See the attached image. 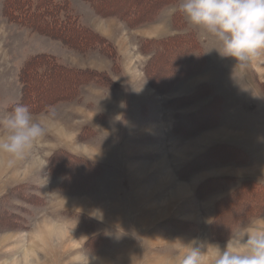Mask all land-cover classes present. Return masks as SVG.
Wrapping results in <instances>:
<instances>
[{
  "label": "rangeland",
  "instance_id": "374dc122",
  "mask_svg": "<svg viewBox=\"0 0 264 264\" xmlns=\"http://www.w3.org/2000/svg\"><path fill=\"white\" fill-rule=\"evenodd\" d=\"M68 1L116 60L10 22L0 0V118L21 101L18 73L36 54L104 71L115 85L89 83L32 113L46 134L11 167L0 154V264H178L193 239L223 247L264 232V200L228 201L247 180L264 189V52L236 65L188 23L181 0L136 27ZM175 36L153 87L145 68L159 56L142 46Z\"/></svg>",
  "mask_w": 264,
  "mask_h": 264
},
{
  "label": "trees",
  "instance_id": "16d2710c",
  "mask_svg": "<svg viewBox=\"0 0 264 264\" xmlns=\"http://www.w3.org/2000/svg\"><path fill=\"white\" fill-rule=\"evenodd\" d=\"M86 1L93 6L97 14L106 17L115 16L127 26L136 27L154 19L158 10L172 0H125L122 3L111 0ZM71 9L68 0H4L3 11L10 22L57 39L68 48L83 54L97 49L115 61L117 51L110 39L82 24L79 17L72 14ZM178 38L175 36L164 41L146 40L144 42L142 50L149 48L157 51L154 59L159 56V59H156L157 63L151 58L145 68L148 82L153 87H155L154 82L157 86L160 82L152 76V69L158 63H162L165 58H169V55L166 56L168 50L172 51L175 48L170 44L182 41ZM185 40L187 39L183 38V42ZM169 68L170 66H167V69ZM103 72L90 67L64 64L50 53L36 54L31 56L19 70L21 101L18 104L27 105L31 113H41L58 102L79 98L82 87L89 83L107 86V88L115 85L111 78ZM169 78L171 76L167 77L162 84L166 83ZM56 156L57 154L53 155L49 166H52V159ZM263 197L262 186H258L253 180H247L229 197L228 201L235 203L238 207V203L240 204L244 199L264 200ZM213 228L217 230L215 224Z\"/></svg>",
  "mask_w": 264,
  "mask_h": 264
},
{
  "label": "clouds",
  "instance_id": "9594fccd",
  "mask_svg": "<svg viewBox=\"0 0 264 264\" xmlns=\"http://www.w3.org/2000/svg\"><path fill=\"white\" fill-rule=\"evenodd\" d=\"M179 11L221 45L222 56L234 58L240 67L264 52V0H181ZM45 134L30 108L17 104L0 118V154H7L11 167ZM178 264H264V232L242 234L223 247L193 239L178 250Z\"/></svg>",
  "mask_w": 264,
  "mask_h": 264
}]
</instances>
